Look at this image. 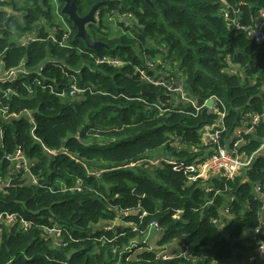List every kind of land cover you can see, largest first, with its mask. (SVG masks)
Returning <instances> with one entry per match:
<instances>
[{"label":"trees","instance_id":"obj_1","mask_svg":"<svg viewBox=\"0 0 264 264\" xmlns=\"http://www.w3.org/2000/svg\"><path fill=\"white\" fill-rule=\"evenodd\" d=\"M59 1L71 33L63 40L58 27L55 41L48 33L56 26L51 0H0V71L21 60L32 71L48 61L58 64H46L37 80L31 74L14 83L0 81V108L7 109L0 110V175L11 172L5 154L21 148L34 162L37 177V183L30 177L0 191V213L18 212L32 222L28 230L5 226L0 264H194L193 258L206 264L212 256L222 262L241 260L257 243L251 229L260 220L255 184H264V153L234 178L191 181V175L213 153L202 135L219 118L215 103L205 105L211 96L224 103L223 108L217 101L226 111L223 143L233 141L248 111L264 114V42L257 43L225 18L228 11L230 19L255 25L264 0H151L153 5L102 0L107 5L87 25L94 40L107 44L96 49L76 36V26L62 12L64 1ZM98 1L78 0V13L87 14ZM107 13L120 17L122 34H109L103 19ZM25 33L39 39L22 45L16 37ZM108 54H118L124 64L96 62L95 57ZM137 67L154 79L163 77L167 86L143 79ZM231 67L242 75L230 73ZM70 73L91 90L62 97L43 86L59 91L70 83ZM10 86L17 93L5 95ZM181 86L188 99L178 91ZM244 137L242 150L256 151L264 142V117ZM76 182L83 190L63 189ZM122 208L134 209L126 222H139L146 211L138 229L147 230L157 220L163 229L158 243L167 249L181 238V244L191 246L192 258H156L160 249H150L143 240L127 250L133 237L140 236L132 226L107 232L97 226ZM54 224L77 240L57 247L44 231ZM124 231L112 241L100 240L104 233L113 238Z\"/></svg>","mask_w":264,"mask_h":264},{"label":"built area","instance_id":"obj_2","mask_svg":"<svg viewBox=\"0 0 264 264\" xmlns=\"http://www.w3.org/2000/svg\"><path fill=\"white\" fill-rule=\"evenodd\" d=\"M53 5L55 6L56 12L59 13L61 9V3L59 0H51ZM225 18L229 21H232L231 23L235 24L237 27L243 29L246 31L250 38H253L254 41L257 43H263L264 42V9L260 12V17H257L255 25H246L244 23H240L239 20L234 21L233 19H230V14L228 11H225ZM55 22V21H54ZM56 26L49 31L50 37L58 41V37L56 36V30L61 29L63 30V40H65L67 37H69L71 33V28L67 29V24L59 25V23H56ZM230 24V22H229ZM16 39L18 42L22 45H25L29 42L36 41L39 38L34 33H25L22 36H17ZM63 40L61 43H63ZM95 60L98 64H106L114 67H119L124 64V60L121 56L118 54H108L103 56H97L95 57ZM55 64L58 65L56 62L48 61L44 64H41L38 68V70L32 71L27 66V62L25 60H21L19 64L8 68V69H2L0 71V81L3 83H14L17 81L20 77H27L31 74H36V80L37 75H41L43 69L45 68L46 64ZM147 65L152 66L151 62H147ZM80 69H78L79 71ZM232 74H240L242 75V72H240L237 68L231 67L227 69ZM137 71L140 72L143 79L147 80L148 82H151L156 85H165L167 86L165 79L163 77H159L157 79H154L148 72L144 69H140L137 67ZM70 83L66 87H62L61 90L55 91L53 86L51 84H45L44 87H50L53 93L60 95L62 97L65 96H72L77 97L84 92L90 91L89 86H80L78 83V78L75 74L70 73ZM38 82L42 85L43 81L40 79ZM18 89L16 87H8L5 91V95H11L13 93H17ZM178 91L182 93V97L184 99H188L186 96V93L183 91V88L181 86L178 87ZM212 99V104L207 105V102L205 105L212 106L215 103L214 112L218 113L219 118L216 120L215 124L212 125H206L202 129V135H203V141L205 143H211L213 148V153L210 157L207 158L206 161H204L203 164H197L196 170L198 173H195L191 175V181L199 179L201 177L202 179H208L211 176H226V178H234L237 175H240L241 172L250 165L256 155L261 152V150L264 147V142L261 144V146L252 153H246L242 150V145L246 143V139L244 137L245 134L252 131L254 128V125L259 123L263 117L264 114H258L254 112L248 111L246 113V117L242 119V124L237 128L235 132V138H233V141L230 140L229 142H222V133L225 131L226 126L224 123V118L226 116L225 110H220L218 104L223 106L224 103L221 99H218L216 96H211L208 100ZM207 100V101H208ZM219 100V101H218ZM218 101V104H217ZM1 111H7L6 108H0ZM181 144L178 143V146ZM57 152V151H54ZM4 158L9 160L11 165V172L8 173L6 177L3 175H0V191H4L6 187L11 186L10 181L13 178H30L32 177L33 183H37V177L32 173V167L34 165V162L24 153V151L21 148H17L15 153L8 154L6 153ZM2 159L0 158V165H1ZM195 169V168H194ZM203 170L205 171V174H203ZM224 171V172H223ZM98 174H101V171H97ZM63 189H70V190H83V185L80 182H76L73 186L67 187L66 185H62ZM209 190V189H208ZM255 193L256 197L261 201V209H260V220L259 225L251 229V231L255 234L257 238L256 245L252 248L253 250L248 254V259L251 264L264 260V237H260V233L262 228H264V184L262 182H257L255 184ZM134 212L133 208H122L118 210V214L114 219L100 222L98 223V227H100L104 232L110 231L113 228L117 229L119 227H123L124 229L128 228V226H132L133 228L130 229L134 232H139L140 237L142 238L143 242L147 243V240L151 234L152 231H160L162 237L163 235V229L160 226L159 222L157 220H153L150 222V224L147 227V230H141L138 229L139 225L143 222V217L147 215L148 213L146 211H143L142 214L139 217V222L136 221H124L125 217L131 216ZM14 225H20L24 230H28L32 226V222L28 221L24 217H22L18 212H2L0 213V235L2 231L4 230L5 226L11 227ZM127 225V226H126ZM46 235L53 239V242L57 245V247L66 246L71 241H76L77 239L74 238V236L66 229V227L58 224H54L50 227H45L44 229ZM125 231L121 234L115 235L113 238H109L105 233L101 235L100 240L104 243L107 241H112L116 239L118 236L123 235ZM137 235L133 237V239L130 241V245L126 246L127 250H130L133 246L137 245L139 243L140 239H137ZM183 248L179 250L175 249H162L157 252L156 258H161L163 260H172L177 258H184V259H191V246L187 245L186 243H182ZM150 249H154L150 246ZM113 251H117V247L113 248ZM194 264H197V260L193 258L192 260ZM180 264V263H178ZM206 264H223L222 261H220L217 257L212 256L209 261Z\"/></svg>","mask_w":264,"mask_h":264},{"label":"water","instance_id":"obj_3","mask_svg":"<svg viewBox=\"0 0 264 264\" xmlns=\"http://www.w3.org/2000/svg\"><path fill=\"white\" fill-rule=\"evenodd\" d=\"M64 1V6L62 8V12L67 14L73 24L77 28V33L76 36L81 38L85 44L92 48L96 49L101 46H107L105 42L102 41H96L94 40L91 35L87 31V25L90 23H94L96 21V14L99 8L103 5H106L105 1H99L95 3L92 8L89 10V12L85 15H80L78 13V0H63ZM151 5H153V2L151 0H147ZM212 104V99L207 101V105ZM261 153H264V147L261 150ZM224 172V171H223ZM26 179H18V178H13L10 181L11 185H20V184H25ZM233 244V249L236 253H238V250L235 248L236 241H232Z\"/></svg>","mask_w":264,"mask_h":264},{"label":"rangeland","instance_id":"obj_4","mask_svg":"<svg viewBox=\"0 0 264 264\" xmlns=\"http://www.w3.org/2000/svg\"><path fill=\"white\" fill-rule=\"evenodd\" d=\"M54 12H55L54 21L56 23H59V25L67 24L68 26L66 28L70 29V25L68 24L66 19H63V17L61 16V13L60 12L57 13L56 9H54ZM103 19H104V22L106 23V26L108 27V31H109L110 35L118 36V35L122 34L121 32L124 31V26L122 24H119V22H118V20L120 19L119 16L110 15V14L107 13V14L104 15ZM203 174H205L204 170H203ZM249 234H252V233H249ZM160 235H161L160 231H152L150 236H149V238H148V240H147L148 245L153 247L154 249L157 248V249H160V250H162V249L164 250V248L166 246L158 243V240L160 239ZM137 239H140V241L142 240V238L140 236H138ZM181 242H182L181 238L175 239L174 241H172L170 243L171 247L168 250L173 249V248L176 249V248H179V247L183 248V245H181ZM252 250H253L252 248H248V250L244 251V253L248 255ZM139 251H141V250H139ZM137 254H138L137 252L132 254L130 256V259L131 260H135L137 258ZM232 263H239V260L236 257H233V258H230V259H228V260L223 262V264H232ZM253 264H258V262H255Z\"/></svg>","mask_w":264,"mask_h":264},{"label":"crops","instance_id":"obj_5","mask_svg":"<svg viewBox=\"0 0 264 264\" xmlns=\"http://www.w3.org/2000/svg\"><path fill=\"white\" fill-rule=\"evenodd\" d=\"M0 135H1V132H0ZM167 247H171L170 246V244L167 246ZM174 249V248H173ZM177 250H179V249H181L180 247L179 248H176ZM175 249V250H176ZM239 260V259H238ZM194 263V262H193ZM232 264H251V263H249V259H248V255L247 254H245L244 252H243V258L241 259V260H239V263H232ZM258 264H264V260H262V261H258Z\"/></svg>","mask_w":264,"mask_h":264},{"label":"flooded vegetation","instance_id":"obj_6","mask_svg":"<svg viewBox=\"0 0 264 264\" xmlns=\"http://www.w3.org/2000/svg\"><path fill=\"white\" fill-rule=\"evenodd\" d=\"M102 1V0H101ZM99 2V1H98ZM106 2V1H105ZM106 5H107V2H106ZM64 6V5H63ZM63 8V7H62ZM100 12L99 11H97V14L96 15H98Z\"/></svg>","mask_w":264,"mask_h":264}]
</instances>
